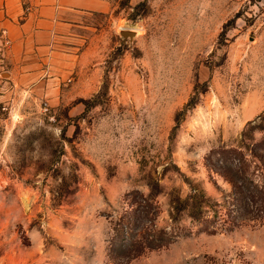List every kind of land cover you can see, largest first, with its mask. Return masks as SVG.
Instances as JSON below:
<instances>
[{
    "label": "rangeland",
    "instance_id": "374dc122",
    "mask_svg": "<svg viewBox=\"0 0 264 264\" xmlns=\"http://www.w3.org/2000/svg\"><path fill=\"white\" fill-rule=\"evenodd\" d=\"M112 15L60 90L4 75L0 264H264V201L236 192L264 187V0H116ZM146 201V233L180 234L158 249L137 226Z\"/></svg>",
    "mask_w": 264,
    "mask_h": 264
},
{
    "label": "crops",
    "instance_id": "0c3cea01",
    "mask_svg": "<svg viewBox=\"0 0 264 264\" xmlns=\"http://www.w3.org/2000/svg\"><path fill=\"white\" fill-rule=\"evenodd\" d=\"M115 9L116 0H0V30L10 41L5 74L21 90H60L65 75L84 67V30L101 28L93 20Z\"/></svg>",
    "mask_w": 264,
    "mask_h": 264
},
{
    "label": "trees",
    "instance_id": "16d2710c",
    "mask_svg": "<svg viewBox=\"0 0 264 264\" xmlns=\"http://www.w3.org/2000/svg\"><path fill=\"white\" fill-rule=\"evenodd\" d=\"M224 153L226 152L223 151ZM221 153H217L219 155V158L221 157ZM223 156V155H222ZM229 157H226L225 159H229ZM238 159L237 164H242L245 162V159L243 157H234L233 161ZM232 164V163H231ZM241 179V178H239ZM238 194L245 193L248 195L249 199L253 202V204L257 205L259 207V204H261L264 201V197L262 196L264 192V187L259 188V185L256 184L253 180L249 181L248 178H244L240 184H238V190H236ZM246 195H243L245 197ZM192 203L189 204L190 206V216L194 220L200 221L203 219L205 222H209V220H205V214H204V207L209 206V202L203 198V196H197L195 195L194 197L191 198ZM140 209L135 210V212L138 214L136 217V221L138 222V229L139 231L144 232L143 236V242L145 245V248H150V249H158L163 246H166L167 244L173 242L180 234L176 230H173L172 232L164 229V230H151L150 232L146 233L147 226L144 228V225L151 222V213L153 209V204L150 203L149 201H146V203L142 206H140ZM176 209H179L177 206L175 207ZM207 228V226L205 227ZM215 229V228H214ZM212 229V232H215L216 230ZM122 231L127 232L126 228L124 230V227L122 228ZM125 232V233H126Z\"/></svg>",
    "mask_w": 264,
    "mask_h": 264
},
{
    "label": "built area",
    "instance_id": "2783aa9c",
    "mask_svg": "<svg viewBox=\"0 0 264 264\" xmlns=\"http://www.w3.org/2000/svg\"><path fill=\"white\" fill-rule=\"evenodd\" d=\"M30 9V8H27ZM10 41L7 36V30H0V86L5 75V51Z\"/></svg>",
    "mask_w": 264,
    "mask_h": 264
},
{
    "label": "water",
    "instance_id": "95a60500",
    "mask_svg": "<svg viewBox=\"0 0 264 264\" xmlns=\"http://www.w3.org/2000/svg\"><path fill=\"white\" fill-rule=\"evenodd\" d=\"M122 35L124 36V38H132L133 36L136 35V31L134 30H122Z\"/></svg>",
    "mask_w": 264,
    "mask_h": 264
}]
</instances>
